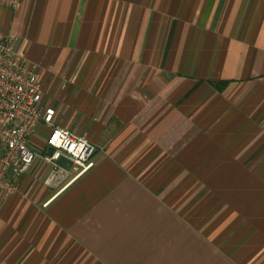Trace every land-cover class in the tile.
<instances>
[{
  "label": "crops",
  "instance_id": "obj_1",
  "mask_svg": "<svg viewBox=\"0 0 264 264\" xmlns=\"http://www.w3.org/2000/svg\"><path fill=\"white\" fill-rule=\"evenodd\" d=\"M0 31L97 146L0 192V264H264V0H23Z\"/></svg>",
  "mask_w": 264,
  "mask_h": 264
},
{
  "label": "built area",
  "instance_id": "obj_2",
  "mask_svg": "<svg viewBox=\"0 0 264 264\" xmlns=\"http://www.w3.org/2000/svg\"><path fill=\"white\" fill-rule=\"evenodd\" d=\"M23 0H0L18 10ZM40 65L28 59L16 36L0 31V192L14 194L37 161L51 167L44 183L66 188L94 166L97 146L85 135L56 124V109L44 104ZM46 128L45 144L33 137ZM65 158L70 167L59 164Z\"/></svg>",
  "mask_w": 264,
  "mask_h": 264
},
{
  "label": "rangeland",
  "instance_id": "obj_3",
  "mask_svg": "<svg viewBox=\"0 0 264 264\" xmlns=\"http://www.w3.org/2000/svg\"><path fill=\"white\" fill-rule=\"evenodd\" d=\"M45 134H46V128L42 127L41 129H39L37 135L39 136V139H41V141L43 142L44 141V138H45ZM36 136V135H35ZM60 164L65 165L66 166V161L64 160H61Z\"/></svg>",
  "mask_w": 264,
  "mask_h": 264
}]
</instances>
